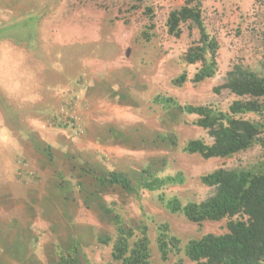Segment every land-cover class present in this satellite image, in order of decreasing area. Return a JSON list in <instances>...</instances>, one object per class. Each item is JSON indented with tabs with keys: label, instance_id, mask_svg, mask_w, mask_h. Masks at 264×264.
Wrapping results in <instances>:
<instances>
[{
	"label": "rangeland",
	"instance_id": "1",
	"mask_svg": "<svg viewBox=\"0 0 264 264\" xmlns=\"http://www.w3.org/2000/svg\"><path fill=\"white\" fill-rule=\"evenodd\" d=\"M183 4L184 0H31L17 15L5 18L0 12V177L9 176L0 194L5 188L11 198L16 196L13 190L19 193L24 185L37 190L42 186L49 154L46 165L33 164L22 155V143L35 128H58L75 145L90 139L96 147L113 145L108 152L109 147H101L111 170L99 172L87 160L71 157L69 171L77 178L84 175V181L78 187L79 208L62 214L79 228L74 236L83 241L78 264H121L112 255L119 228L133 230L131 243L143 224L152 264H194L185 254V244L206 233L226 232L227 220L194 223L181 212H171L164 201L177 197L184 205L207 198L214 188L201 176L218 167L264 170V130L252 147L228 157L186 152L187 141L210 144L214 138L199 124L200 115L183 109L206 106L216 115H232L231 103L243 99L222 86L233 65L264 74V0H202L207 31L219 49L216 74L200 82L193 77L201 63L184 57L199 39L197 27L188 21L179 36L168 32L169 12ZM182 72L187 79L178 86L173 80ZM157 98H173L176 104ZM69 115L74 117L71 122ZM234 116L264 127V112ZM99 154L95 156L101 158ZM114 170L137 186L147 178L144 170L158 177L181 173L183 182L155 190L142 187L136 194L101 181ZM98 184L101 192L96 196L92 192ZM0 213V225H11L15 212ZM163 224L180 247L171 246L166 259L157 244ZM107 237V243L99 242ZM4 253L0 246V264L12 262ZM58 257L55 250L53 264Z\"/></svg>",
	"mask_w": 264,
	"mask_h": 264
},
{
	"label": "trees",
	"instance_id": "2",
	"mask_svg": "<svg viewBox=\"0 0 264 264\" xmlns=\"http://www.w3.org/2000/svg\"><path fill=\"white\" fill-rule=\"evenodd\" d=\"M140 1V0H136ZM192 22L198 29L199 39L185 53L189 63H201L193 80L200 82L213 77L218 70L217 52L219 42L206 28L203 19L202 0H184V4L172 9L167 18L168 32L175 36L182 33V24ZM187 79L186 72L175 77L173 83L182 85ZM223 87L229 88L243 99H235L230 105L229 114L216 115L206 106L185 105L188 113L200 115L199 124L209 128L214 138L212 143L203 139L187 141L184 150L198 153L204 158L228 157L244 151L259 140L264 127L257 122L235 117V114L264 112V74L250 70L241 64L233 65L227 73ZM163 104H176L173 98H157ZM140 186L134 185L120 170L104 174L101 181L121 186L138 194L139 188L158 189L166 184L181 183V173L158 177L147 170ZM98 177V176H97ZM204 184L214 188L212 194L201 201L181 204L177 197L164 201L173 213L181 212L194 223L227 220V231L221 234L206 233L198 239L185 244V254L194 264H264V170L246 168L218 167L201 176ZM160 199L164 200L162 196ZM167 226L161 225L157 244L163 259L167 258L169 248L180 250L178 239L168 236ZM145 224L141 226L140 236L129 242L134 235L132 229L119 228L112 255L121 264H152L150 238ZM110 238H99L107 243ZM78 247L74 244L58 257V264H78ZM86 264H89L88 262ZM175 264H182L181 260Z\"/></svg>",
	"mask_w": 264,
	"mask_h": 264
},
{
	"label": "crops",
	"instance_id": "3",
	"mask_svg": "<svg viewBox=\"0 0 264 264\" xmlns=\"http://www.w3.org/2000/svg\"><path fill=\"white\" fill-rule=\"evenodd\" d=\"M30 2L31 0H0V12L4 13L5 18L17 15V12L29 7ZM51 128L48 126L35 128L30 133V139L22 143V155L33 164L42 162V165H46L48 154L50 156L48 170L43 171L41 175L40 185L42 186L37 190L24 185L19 187V193L13 190L16 196L11 198H7L6 196L9 197L10 193L8 194L5 188H1L3 191L0 194V212H15L12 214L14 217L9 218H14L11 220V225L5 227L0 225V246L6 251L4 254H9L12 260L8 263L4 261L2 264H48V260L53 264L52 257L55 250L60 256L74 244L80 252L83 241L80 238H74L76 234L79 235V228L75 223L71 224L72 222L67 219L66 215L62 214V211L68 210L67 213H69V210L79 208V204L76 203L78 187H81L84 181V175L81 174L77 178L74 172L69 171L70 165L73 168L71 157L77 155L82 160H87L99 172L111 170L105 158L101 157V153L107 147H109L107 152L113 149L112 144L109 146L110 143L106 142L102 144L104 148L102 149L101 145L96 147L90 139L87 143L82 141L75 145V141L67 138L63 132L56 131L58 128ZM34 152L37 153L36 156ZM97 154L101 158L95 156ZM76 166V171H78L79 164ZM8 178L9 176L0 177V186L8 183ZM100 192L101 188L98 184L96 191L92 193L99 196ZM81 202L80 205L83 204ZM50 211L55 212L57 217H53ZM0 218L2 219L1 215ZM87 227L90 228V226ZM80 234L82 235L83 231Z\"/></svg>",
	"mask_w": 264,
	"mask_h": 264
},
{
	"label": "built area",
	"instance_id": "4",
	"mask_svg": "<svg viewBox=\"0 0 264 264\" xmlns=\"http://www.w3.org/2000/svg\"><path fill=\"white\" fill-rule=\"evenodd\" d=\"M71 115H73V114H71ZM69 116H70V115H69ZM73 118H74L73 116H70V117H69L70 122L72 121Z\"/></svg>",
	"mask_w": 264,
	"mask_h": 264
}]
</instances>
